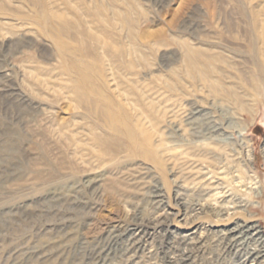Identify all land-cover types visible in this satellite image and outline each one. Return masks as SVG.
<instances>
[{"label": "rangeland", "instance_id": "374dc122", "mask_svg": "<svg viewBox=\"0 0 264 264\" xmlns=\"http://www.w3.org/2000/svg\"><path fill=\"white\" fill-rule=\"evenodd\" d=\"M263 27L264 0H0V264H251L221 233L264 236Z\"/></svg>", "mask_w": 264, "mask_h": 264}, {"label": "bare ground", "instance_id": "6f19581e", "mask_svg": "<svg viewBox=\"0 0 264 264\" xmlns=\"http://www.w3.org/2000/svg\"><path fill=\"white\" fill-rule=\"evenodd\" d=\"M261 30L263 32L262 35L264 38V27ZM259 36H261L260 33H259ZM195 60H197V59L195 58ZM192 68H191L193 70L192 73H196L197 72V66L192 64ZM197 75L199 76V80L206 87L211 86V88H208V89H210V92L213 95H215V96L220 95V93L222 92L221 89H219L221 91L220 92L218 90V88L214 87L216 85H213L210 82L209 73L206 69L200 71L199 73L197 72ZM195 76H196V74L194 75V77ZM223 93L221 95L222 97L227 96L226 94L223 95ZM205 114L208 115V113H205V112L200 111L198 109L195 110V112H194V116H196V117H200V116L202 117ZM208 130H210V129H208ZM151 200H152L153 204H155L156 207L159 206L163 202L162 193H160V191H155L152 194ZM208 211L211 213L215 212L214 208H212V209L210 208V209H208ZM234 212H235V210H234ZM216 213H218V215H220V216L223 215V214H221L220 211H216ZM161 222H163V221L161 219L157 218L156 221L154 222V225L157 227H160L162 225ZM170 227H171V225L168 226L169 229H170ZM170 233H172V232H170ZM187 234L189 235L190 233H187ZM187 234L185 236H187ZM221 234L223 235V238H225L228 242H230L232 244L231 246L235 247L234 248L235 251H238V250L240 251L241 249L243 250V253H244V261L243 262L244 263H245V261H247V262H251V264L252 263L264 264V238H263L264 236L262 234V230L260 229V227H258L256 225L254 220H252L251 218H247V219L246 218H244V219L243 218H237V219L233 220V222H231L229 224V226L226 229H224ZM227 245H228V243H227ZM138 248H140L138 240H135V239L131 240L130 239V241H128V243L126 244V249L129 251H131V250L134 251L135 249H138ZM241 254H242V252H241ZM133 263H136V262L133 261ZM91 264H94V262H91ZM166 264H191V260L189 259V256L187 254H185V255L183 254L178 258H174L173 256L169 257Z\"/></svg>", "mask_w": 264, "mask_h": 264}]
</instances>
